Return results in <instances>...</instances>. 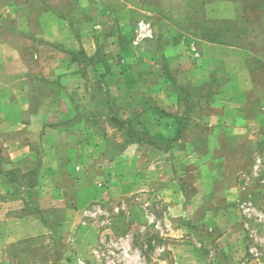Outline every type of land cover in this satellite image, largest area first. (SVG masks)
I'll return each instance as SVG.
<instances>
[{
    "label": "rangeland",
    "instance_id": "rangeland-1",
    "mask_svg": "<svg viewBox=\"0 0 264 264\" xmlns=\"http://www.w3.org/2000/svg\"><path fill=\"white\" fill-rule=\"evenodd\" d=\"M0 264H264V0H0Z\"/></svg>",
    "mask_w": 264,
    "mask_h": 264
},
{
    "label": "trees",
    "instance_id": "trees-1",
    "mask_svg": "<svg viewBox=\"0 0 264 264\" xmlns=\"http://www.w3.org/2000/svg\"><path fill=\"white\" fill-rule=\"evenodd\" d=\"M114 122L119 125V126H123L125 123L119 119H115Z\"/></svg>",
    "mask_w": 264,
    "mask_h": 264
}]
</instances>
